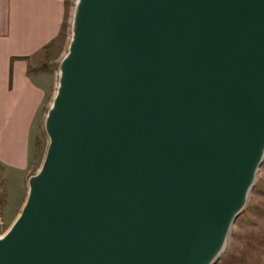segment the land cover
<instances>
[{"label":"water","instance_id":"water-1","mask_svg":"<svg viewBox=\"0 0 264 264\" xmlns=\"http://www.w3.org/2000/svg\"><path fill=\"white\" fill-rule=\"evenodd\" d=\"M45 156L0 264H212L264 159V0H77Z\"/></svg>","mask_w":264,"mask_h":264},{"label":"crops","instance_id":"crops-1","mask_svg":"<svg viewBox=\"0 0 264 264\" xmlns=\"http://www.w3.org/2000/svg\"><path fill=\"white\" fill-rule=\"evenodd\" d=\"M65 16L66 0H0V174L7 184L14 172L26 182L32 173L33 132L51 93L33 60L59 37Z\"/></svg>","mask_w":264,"mask_h":264},{"label":"rangeland","instance_id":"rangeland-1","mask_svg":"<svg viewBox=\"0 0 264 264\" xmlns=\"http://www.w3.org/2000/svg\"><path fill=\"white\" fill-rule=\"evenodd\" d=\"M76 1L66 0V16L61 34L33 60L34 67L43 70V77L51 93L45 100L33 132L32 173L37 170L45 156L49 140L45 128V115L56 90L61 58L67 52L71 40ZM20 178L21 176H16L14 172L7 184L0 174V215L4 230L20 212L28 193V182ZM8 190L10 197H7ZM212 264H264V159L248 203L236 217L224 251Z\"/></svg>","mask_w":264,"mask_h":264}]
</instances>
